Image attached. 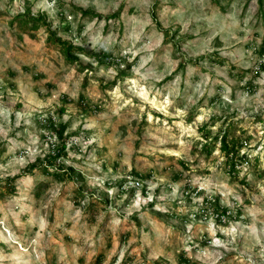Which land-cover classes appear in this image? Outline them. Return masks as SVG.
<instances>
[{"label":"rangeland","instance_id":"obj_1","mask_svg":"<svg viewBox=\"0 0 264 264\" xmlns=\"http://www.w3.org/2000/svg\"><path fill=\"white\" fill-rule=\"evenodd\" d=\"M59 5L0 0V264H264V0ZM38 15L81 48L75 62L21 22ZM144 60L165 99L133 109L120 65ZM177 77L183 118L165 115ZM198 108L223 123L182 143ZM58 125L65 148L48 159Z\"/></svg>","mask_w":264,"mask_h":264},{"label":"clouds","instance_id":"obj_2","mask_svg":"<svg viewBox=\"0 0 264 264\" xmlns=\"http://www.w3.org/2000/svg\"><path fill=\"white\" fill-rule=\"evenodd\" d=\"M40 6L41 8L46 11L49 12L50 15L55 16L56 12L59 11V0H40ZM148 59H151V56L148 57ZM147 63V60H144L139 67H134L131 72H128L126 65L121 64L120 68L124 69L126 73H128L125 77H123V83L121 84V87L123 89L122 91V96H124L127 100V105L130 108H142L145 109L147 108L152 100H155L158 96L160 97L161 100H164L165 97L163 96L162 92H158L156 87H155V82L153 81H148L146 80V78L141 75L140 73V68L144 67V64ZM113 72L116 73L117 75L119 74V69H113ZM159 79V78H157ZM177 79V85H176V89L172 92L168 94L167 99V103H166V107H171L173 109L172 112H166L165 115L167 116H175L177 115V113H179V115L181 116V118H183L187 113L186 110L185 111H181L180 110V106L184 104V98L187 95L185 94H181V92L179 91V77L176 78ZM135 81V83H133L132 81ZM141 89L144 90V92H141ZM201 95H203V93H200ZM139 100V103H133L134 100ZM224 99L227 101L228 97L227 95L224 96ZM192 104H196L197 101L193 100L191 101ZM153 107H155V105H152ZM184 108H187V105H184ZM198 111L202 112V115H198L196 117V120L194 121V123L192 125H189L188 127L185 128L186 132H189L190 135V139L189 140H185V141H181L182 143H187V144H193L196 141H202V136L201 134L196 131V128L200 125H203L205 123H208V127L209 130L213 133V135H215L217 133V131L220 129L221 124L223 123L222 120H218L216 123H209L212 119L213 116H221L222 113L218 110V109H212V108H198ZM5 114V110L3 108L2 105H0V115ZM150 119L153 120V122H155L154 117H150ZM190 130V131H189ZM203 143V141H202ZM202 146V145H201ZM217 148H219V145H217ZM174 155H176L177 157H180V153L176 152L174 153ZM214 156H219V152H215ZM223 160V157H220V160L217 161V163H219L220 161ZM215 170V169H213ZM200 187H204L203 185H201ZM112 191H115V189H113ZM137 195L139 196V193H137ZM174 195V194H173ZM152 197L149 196L148 200H151ZM161 211H163L164 209H160ZM15 242V241H13ZM217 244L220 243V241H216ZM122 258V257H121ZM117 264H119V261L117 262Z\"/></svg>","mask_w":264,"mask_h":264},{"label":"trees","instance_id":"obj_3","mask_svg":"<svg viewBox=\"0 0 264 264\" xmlns=\"http://www.w3.org/2000/svg\"><path fill=\"white\" fill-rule=\"evenodd\" d=\"M260 5H262L263 0H259ZM84 14H87L84 12ZM22 24L26 26L30 30H35L39 27V25H45L48 29V34H47V41H53L57 45L61 47L62 52L64 53V58L66 59L67 62L72 63L75 62L78 58L77 54L80 53L81 51H74L76 50H81L80 47H75L71 41L62 39L58 37L55 33L54 30H51L49 28V24L46 21V18L44 16L38 15L36 17L29 16L28 18L22 19ZM262 52L264 51V44L261 47ZM53 128V127H52ZM65 128V125H58L57 129H54V133L56 134L57 139H60L63 141L61 145L56 148V151L51 154L47 155V158H58L61 153L63 152L65 148V141L64 139L66 137H63V130ZM218 136V135H217ZM217 136H215V139H217ZM220 150L223 151L227 157H228V166L231 168V170H234V166L236 162L234 161L233 158H237V153H238V141L230 139L228 141L227 135L222 134L220 135ZM206 146V145H204ZM234 156V157H233ZM31 167L34 168V165H30ZM13 190V189H12Z\"/></svg>","mask_w":264,"mask_h":264},{"label":"built area","instance_id":"obj_4","mask_svg":"<svg viewBox=\"0 0 264 264\" xmlns=\"http://www.w3.org/2000/svg\"><path fill=\"white\" fill-rule=\"evenodd\" d=\"M51 145H52V147H54L53 143H51ZM54 152H55L54 149H52V154H53ZM134 183H135L136 185H141V183H140L139 180H137V179H134Z\"/></svg>","mask_w":264,"mask_h":264}]
</instances>
